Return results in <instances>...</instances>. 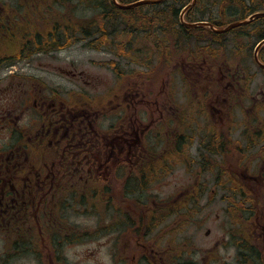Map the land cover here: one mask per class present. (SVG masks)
<instances>
[{"label": "flooded vegetation", "instance_id": "1", "mask_svg": "<svg viewBox=\"0 0 264 264\" xmlns=\"http://www.w3.org/2000/svg\"><path fill=\"white\" fill-rule=\"evenodd\" d=\"M252 4L235 0L232 8L248 11ZM7 7L10 2L0 0V264H70L62 249L63 226L74 224V213L64 217L63 211L83 205L81 192L86 206L93 204L95 186L103 187L108 202L114 190L130 197L148 187L147 177L158 183L181 165L188 166L185 173L193 184L178 201L167 203L165 215H174V206L184 198L186 205L195 198L204 220L210 213L219 231L205 254L215 262L225 252L232 264H264V90H249L256 75L239 66L236 71L222 68L217 56L199 65L184 60L186 71L178 76L190 96L193 85L183 73L192 67L201 71L204 99H186V108L197 107V112L173 110L171 89L146 99L136 88L119 94L114 104L108 96L100 105L14 70L37 57L57 61L63 48L57 28L47 25L43 15L31 21L28 12L19 16ZM231 52L240 56L239 49ZM65 74L76 78L74 72ZM237 94L239 101L226 106L227 95ZM138 108L146 109L139 113ZM157 204L153 201L154 212ZM135 205L146 216L147 209ZM120 220L131 231L126 242L135 239L137 264L163 261L148 238L152 229L148 233L143 224H130V215ZM184 258L172 256L168 264H190Z\"/></svg>", "mask_w": 264, "mask_h": 264}, {"label": "rangeland", "instance_id": "2", "mask_svg": "<svg viewBox=\"0 0 264 264\" xmlns=\"http://www.w3.org/2000/svg\"><path fill=\"white\" fill-rule=\"evenodd\" d=\"M7 1L10 2V7H7V9L18 12L28 11L33 19H37L36 16L38 15H44L52 25L58 21V18L62 17L61 0L57 7L52 3L51 8L49 7V3L54 0ZM172 1L177 7L191 2V0ZM237 1L246 2V0ZM252 1H255V4H252V6L258 9L260 8L258 5H264V0ZM25 2L26 6L24 4ZM198 3L199 10L193 13L192 19L210 18L216 20V17L219 19L218 17L221 11H223V15L227 14V7L233 6L235 0H199ZM16 4H19L18 9L14 7ZM95 11L79 10L76 15L79 21L85 22V19L94 17L97 14ZM16 14L19 15L17 12ZM236 19L227 18L226 21L230 23ZM250 29L247 30L249 31ZM235 36L236 33L230 35L229 43H227L225 49L221 50L225 56H221V53L220 57L217 58L218 65H221L222 68H230L232 71H236L239 66L241 72L255 74L254 81L249 84V90L255 92L264 90V71L259 69L253 61V48L256 47L258 38L251 39V37H248L247 44L244 45L243 39H235ZM82 44L80 42L74 44L72 47L63 48L57 55V61L37 57L32 63L16 64L14 70L23 76H39L52 87H57L64 92H77L81 98L85 100L93 98V101L100 105H103V103L106 104L108 96L112 98L109 100L110 104H114L119 94L128 90H135L136 88L142 91L146 99H154L160 91H164V94L167 95L166 93L171 89L175 90V103H171L174 107L173 110L178 107L189 114L198 111L197 107L188 110L186 108V99L188 98L191 102L196 100L202 101L204 99L203 92L200 93L202 84L201 80H199V73L201 71L194 70L192 67L189 73H183L186 77L189 76L191 86L193 85L191 93L195 94L190 96L181 77L174 73V68L176 67H179V75L181 71H186V65H182L186 58L183 59L181 55L179 56L181 58H178L176 62L173 63L171 60L169 68L163 64V67L168 69L162 68V57L154 58V64L157 67L152 71L151 69L148 70L147 67L131 63L127 59H120L109 50L90 49ZM234 45L240 46L241 48H243L242 45L246 46L244 48L246 52H242V55L236 59L233 58L232 54H229L235 48ZM239 58H242V61L245 62L242 64V67ZM111 59H114L116 63L119 61L122 70L126 74L125 76L118 77L114 75L111 66H109ZM209 62L214 63V60H210ZM176 63L179 65H176ZM55 68L61 69L62 74L59 71H55ZM70 71L76 74V78L65 74ZM7 73V71L3 72V74ZM1 77L4 76L0 75ZM239 97L240 94H237L236 98H229L227 95L225 105L228 106L233 102L239 101ZM145 105L148 106L146 103ZM194 105L197 106L198 104L195 103ZM245 106H249V103H246ZM144 109L146 108H138L139 113ZM132 110L129 111V115ZM133 114L134 111L132 112V116ZM148 121L149 119L146 118V122ZM162 137H167L165 132L162 133ZM187 169V165H181L179 168L174 169L171 177L163 178L158 183L151 182V179L147 177L148 187L142 192L131 195L130 197L126 196L122 191L114 190V193L111 194L112 199L109 202L107 199L109 195L104 194L103 187L101 186H95L94 205L89 204L86 206V194L81 192L80 204L82 203L83 205H79L73 211H63L64 217H70L74 213L71 216L74 224L63 226V232L66 233V237H64L62 249L68 262L70 264H74L73 261L82 264H137L138 248L135 246V239L126 242L131 231L129 229L125 230L129 226L122 225L120 221V219H124L125 215L127 217L130 215V224H143L141 227L148 233L152 229L148 238L155 243L156 257L159 258L160 255H163L164 258L161 262L159 260L157 264H168L169 258L177 255H183L185 257L184 259L189 261L190 264H209L205 260L211 261L210 264H232V261H229V255L225 252H221L222 256L220 259L216 258L218 260L216 262L211 255L205 254V248H213L212 246L219 231L216 223L213 221L214 216L210 213H208V218L204 220L205 214L201 213V207L195 198H191L188 205L183 202L186 199L184 198L180 202L181 208H177V214L174 209L175 214L172 216L169 215L167 217L164 211H162L168 208L167 203L171 205L173 200H179L183 192L185 194L188 193L186 192V188L193 184V178H189L186 175L185 171L188 172ZM82 198L84 199L82 200ZM122 199H126L123 204H121ZM153 201L158 203L155 208V210H158L157 212L151 209ZM138 202L141 203V208L145 207L147 209L146 216H140V208L135 205ZM93 206L94 211L91 209ZM92 211L93 216L90 215ZM209 211H214V208L210 207ZM163 217L167 219H163ZM153 218L156 219L151 220ZM128 221L129 219L127 218V223ZM67 222L71 223L68 219ZM109 228L111 233L106 234ZM104 229L105 233L102 232ZM208 229L211 230L209 238L206 236ZM84 231L86 233L88 231L91 235L94 234V236L89 239H83ZM125 254L128 255L126 259L124 257ZM135 256H137L136 260L133 258Z\"/></svg>", "mask_w": 264, "mask_h": 264}, {"label": "trees", "instance_id": "3", "mask_svg": "<svg viewBox=\"0 0 264 264\" xmlns=\"http://www.w3.org/2000/svg\"><path fill=\"white\" fill-rule=\"evenodd\" d=\"M117 1L120 6H124L140 0ZM52 3L57 7L60 0L50 2V8ZM186 5L177 7L172 0H168L158 5H142L126 10L113 0H61L62 17L58 18V21L52 25L46 16H43L47 25L57 28L56 35L61 38L62 48L84 41L90 48L111 50L120 59L125 58L153 71L157 67L154 64L156 57H162V68L168 69L171 60L176 62L181 58L180 55L188 59L214 58L209 48L223 44L224 35L213 34L203 27L189 28L180 24L179 15ZM79 10H96L97 14L83 22L79 21L76 15ZM192 11L187 16L189 22L192 21ZM254 11L255 8L248 10L250 13ZM18 14L22 16L25 13ZM243 16L245 18V15ZM30 20L33 21V17ZM212 24L216 27L223 25L214 22ZM250 27L259 29L258 39H264V19H256L248 26ZM239 36L241 37L242 33ZM191 43L196 46L192 47ZM260 59L264 61V48L260 51ZM163 64L168 68L163 67ZM110 66L117 76L126 75L118 62L112 60Z\"/></svg>", "mask_w": 264, "mask_h": 264}, {"label": "water", "instance_id": "4", "mask_svg": "<svg viewBox=\"0 0 264 264\" xmlns=\"http://www.w3.org/2000/svg\"><path fill=\"white\" fill-rule=\"evenodd\" d=\"M163 1H165V0H144V1H139V2H137V3H135V4H132V5L123 6L122 8H124V9H130V8H132V7H134V6H138V5H144V4H158V3H161V2H163ZM195 2H196V0L193 1L192 5H190L189 7H187V8L185 9V11L183 12V14H182V16H181V19H183V16H184L185 12H186L188 9H190V8L195 4ZM259 16H264V14H256V15H254L250 20H253L254 18L259 17ZM248 23H249V21H244V22H240V23H235V24H233V25L228 26L227 28H225V29H223V30H215V29L213 28V26H211V25H209V24H206V23H200L199 25H205V26H208V27H210L211 30L215 31L216 33H225V32L229 31L230 29H232V28H234V27H238V26L246 25V24H248ZM194 26H197V25H192V27H194ZM263 45H264V41L261 42V43L259 44V46L257 47V49H256V51H255V59H256V61H257L258 63H259V61H258V51L260 50V48H261ZM261 67L264 68V65H261Z\"/></svg>", "mask_w": 264, "mask_h": 264}]
</instances>
